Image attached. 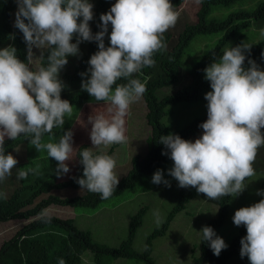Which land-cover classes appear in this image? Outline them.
Listing matches in <instances>:
<instances>
[{"label":"clouds","instance_id":"obj_1","mask_svg":"<svg viewBox=\"0 0 264 264\" xmlns=\"http://www.w3.org/2000/svg\"><path fill=\"white\" fill-rule=\"evenodd\" d=\"M201 2V0H197ZM14 26L23 33L28 46V62H21L14 47L0 49V180L12 175L18 161L5 154V138L15 140L21 135L31 137L38 151L46 149L57 162L56 175L70 171L67 161L73 159V133L67 131L58 143H41L45 133L63 127L65 115L73 106L61 99L63 83L59 72L68 64V56L79 53L83 41H96L98 51L88 61L90 78L82 81V89L96 101L110 102L111 119L98 115L89 118L90 139L94 147L127 142L125 117L130 106L146 92V85L132 79L144 67H151L153 56L166 48L163 35L173 28L179 13L170 0H117L110 11L100 16L101 31L93 35V4L89 0H16ZM82 18V21L80 20ZM27 21V23H25ZM80 21V22H78ZM111 24L110 46L104 37ZM77 36V42L71 43ZM33 47L47 50V67L30 68ZM251 45L242 43L223 52L222 57L204 69L211 91L204 99L207 120L194 142L169 134L160 137L170 153L173 167L168 175L180 188H195L198 193L215 200L238 196L246 188L245 180L255 175L253 167L259 149L264 146V71L253 61L244 67ZM89 73H82L87 76ZM124 79L127 83L117 84ZM115 88L113 90V86ZM83 178L77 180L81 189L110 198L119 178L116 161L107 154L93 155L92 148L79 151ZM28 173L20 171L18 179ZM153 184L171 187L162 170L152 177ZM257 195H264L259 191ZM235 226L246 227L247 235L240 241L241 258L250 264H264V200L242 207L233 216ZM203 240L209 242L217 257L227 248L224 240L211 227H203ZM57 264H66L58 258Z\"/></svg>","mask_w":264,"mask_h":264},{"label":"trees","instance_id":"obj_2","mask_svg":"<svg viewBox=\"0 0 264 264\" xmlns=\"http://www.w3.org/2000/svg\"><path fill=\"white\" fill-rule=\"evenodd\" d=\"M238 1L201 0L195 15V22L184 24L181 31L176 35L169 32L165 33L163 41L166 44V48L154 54V65L144 67L140 73L133 74L131 77L132 79H139L146 85L147 90L142 99L146 108L145 121L150 128L149 146L143 157L134 156L131 159L129 170L119 180V184L110 198L119 196L127 189L133 188L140 177L150 174L162 164L172 161L170 153L162 155L168 150L160 143V137L167 136V126L161 122L162 117L167 113L166 108L178 102L198 100L203 90L211 89L210 82L205 79L204 69L219 60L225 50L240 45L244 33L248 29L264 26V1L259 3L253 10H238L229 13L222 20H207V16L213 6H229ZM116 2L117 0L96 1L94 24H89L93 35L101 31L99 27L101 25L100 16L108 13ZM182 2L183 0H170L174 10H177ZM17 11L16 0H0V49L14 47L17 58L21 62L27 63L28 46L24 41L23 33L14 26L15 13ZM111 30L112 26L109 24L108 32L104 37L106 48L110 46ZM217 32L221 33V37L217 40L214 47L202 55L188 71L190 81L171 93L157 98V90L172 87L177 83L180 58L190 40L197 35ZM230 41L231 43L229 44ZM98 50L96 41H86V47L79 49L78 61L74 64L72 70L59 77L64 85L61 99L69 101L72 106L79 108L90 101V95L82 89V81L90 78L88 61ZM48 55L49 52L47 50L42 51L39 67H47ZM245 55L244 67L246 69L250 67L248 60H253L260 70L264 71V39L255 43L251 47L250 52H246ZM82 73L89 74L82 76ZM120 83H127V80L121 79L117 81V84ZM114 88L115 85L113 90ZM207 118L206 107L205 114L183 127L178 135L184 140L197 135L199 131H203L199 125L204 123ZM70 123L65 119L63 127H56L52 130V133H45L42 137L61 138L65 132L69 131ZM261 131L264 132V129ZM30 139L31 137L24 135L15 140L5 138V154H11L19 146L31 144ZM86 148L87 146L83 144L76 149L75 158L77 164L75 171L65 181L56 182L49 179L48 181L40 182V174H38L37 177L39 178L36 177L33 184L24 185L19 181L17 173L13 172V176L7 177V183H0V223L28 221L10 239L1 244L0 264H57L58 258H63L66 264H111L113 260L119 258L141 259L148 264H153L150 258L152 240L156 236L165 233L174 216L184 210L186 204L194 197H199L201 200L217 206L216 217L209 220L204 227L208 226L214 230L223 224L227 216L228 203L231 196L212 200L191 187L179 189L175 205L167 214L161 227L153 230L147 237L146 248L143 253L135 252L132 248V243L138 227L142 224L146 207H141L131 218L127 238L117 248H109L93 242L90 233L76 228L71 219H60L43 215V211L51 205L70 208H97L101 203L110 199H101L100 194L92 193L85 189L82 195L74 197L60 198L51 194L54 190L65 188L81 189L77 183L78 179L83 178V165L80 163L79 151ZM259 151L264 152V146ZM262 166H264V160L259 164L258 168ZM253 167L254 169L257 168L255 165ZM262 172L263 177L258 187V192L264 191V167ZM13 177H15V180ZM27 192H30V194H27ZM41 196L46 197L41 198ZM39 198L41 199L37 201ZM261 200H264V195H258L253 204ZM246 235V227L243 225L238 227L237 235L231 239L227 248L222 250L219 257H217L213 254L209 242L203 240V234L201 233L199 256L192 259L189 264H227L231 258L248 260L247 256L243 258L240 256V241ZM85 252L91 253V260L87 263L82 259V255Z\"/></svg>","mask_w":264,"mask_h":264},{"label":"rangeland","instance_id":"obj_3","mask_svg":"<svg viewBox=\"0 0 264 264\" xmlns=\"http://www.w3.org/2000/svg\"><path fill=\"white\" fill-rule=\"evenodd\" d=\"M97 0H89L93 4V14L95 11V4ZM264 0H239L229 6L217 5L213 6L211 12L207 16V20L215 19L222 20L229 13L238 10H253L259 3ZM199 8L197 0H183L176 12L179 13V18L175 26L165 33L177 34L183 28L184 24L193 23L196 20V12ZM82 21V18H80ZM80 22V21H78ZM89 24H94L93 20ZM1 26V18H0ZM164 33V34H165ZM221 37V33L201 34L193 37L180 58V66L178 72L177 83L172 87L162 88L156 91V97L161 98L166 94L186 85L190 81L188 71L199 60V58L206 52L211 50ZM77 36L74 35L71 43L77 42ZM264 39V26L261 28L251 27L244 33L242 43L251 45V47ZM231 41L229 42V44ZM240 44V45H241ZM86 47V41L79 44L80 48ZM33 59L30 68L37 71L39 67V59L43 50L33 47ZM246 54V53H245ZM68 64L60 70L58 78L64 74L69 73L74 64L78 61V56H68ZM263 69V68H262ZM205 75V73H204ZM212 89L203 90L200 98L195 101H183L170 105L166 108V114L162 117L161 122L167 126V135H178L179 131L187 124L196 118H200L205 114L207 101L204 99L206 93ZM140 101H143L140 98ZM88 105L97 104L102 101H96L94 97L90 96ZM141 103V102H140ZM139 100L131 105V113L128 116L135 124H127L132 129L134 138L124 143V147L119 145L112 157L116 161L115 172L119 180L126 174L131 165V159L134 156L143 157L149 146V140H145V134H150V128L144 124V116L146 109L143 110L142 104ZM144 103V102H143ZM77 106H73L71 115H65L67 122H72L77 111ZM107 106H86L83 110L88 122V132L91 133L92 125L89 123V118L94 119L98 115L108 116ZM88 117V118H87ZM127 116L124 118L126 121ZM108 119V118H107ZM138 120V121H137ZM137 123V124H136ZM147 130V131H146ZM128 131H130L128 129ZM73 134V148H78V144H82L83 137L75 131ZM203 131H199L197 135L191 136L187 141L194 142L200 138ZM61 138L46 136L41 138V143H58ZM78 140V141H77ZM79 142V143H78ZM18 148V147H17ZM102 147L99 146V150ZM18 152L12 154L17 161H23L26 164L23 171L27 172V178L23 179L24 185L33 184L35 178L40 174V182L49 180V173L53 172V168L57 165H49L52 160L46 149L37 150L33 145L27 144L22 146ZM112 147L106 146L101 149L107 155L112 153ZM18 153V154H17ZM264 152L258 151L254 165L255 175L245 180V190L238 196H231L228 203L227 216L223 224L214 229L217 236L222 238L226 245L231 239L237 235L238 227L233 223V216L235 211L242 207H249L255 202L258 193V187L261 183L263 172L259 164L264 160ZM75 154V153H74ZM73 161H67L70 165ZM173 167V161L166 162L156 168L150 174L140 177L133 188L127 189L119 196L110 198L101 203L97 208L87 207H60L49 206L43 211V215L49 217H57L60 219H71L76 228L90 233L93 242L105 245L109 248H117L122 241L127 238L128 227L131 218L141 207H146V211L142 218V224L138 227L135 238L132 243V248L135 252L143 253L146 248V239L155 229H159L165 221L167 214L173 208L177 201V195L180 187L178 181L168 175V171ZM22 171V167L20 168ZM157 170H162L164 179L168 180L171 187H166L164 184H153L152 177ZM39 178V177H37ZM5 192V191H4ZM84 193V189L65 188L54 190L52 195L60 198L80 196ZM30 194V192H27ZM46 196H41L44 198ZM39 198L37 201H39ZM217 215V206L207 201L201 200L199 197H194L185 206L184 210L177 213L171 221L165 233L156 236L151 242L150 258L153 264H189L192 259L199 256L200 252V234L204 225ZM28 221H9L0 223V246L10 239L17 230L27 224ZM84 262L91 260V253L85 252L82 255ZM241 260L231 258L227 264H240ZM249 263V262H247ZM111 264H148L141 259H116Z\"/></svg>","mask_w":264,"mask_h":264},{"label":"crops","instance_id":"obj_4","mask_svg":"<svg viewBox=\"0 0 264 264\" xmlns=\"http://www.w3.org/2000/svg\"><path fill=\"white\" fill-rule=\"evenodd\" d=\"M141 99H139V103L140 104H142V106H143V110H145L146 108H145V104L143 103V101H140ZM89 102H91V101H88V102H86V103H84L83 105H81L78 109V111H77V113H76V115H75V117H74V119H73V121L70 123V128H69V131H71L73 134H75L74 132L75 131H78L81 135H82V137H83V142H82V144H78V147L80 146V145H83V144H85L86 146H87V148H92V152H93V154H95V153H98L97 155H99V154H107V153H104L103 151H101V149L102 148H104V147H106V146H103V145H101V149L99 150V147L97 148V147H94L93 146V144H92V142H91V139H90V134H89V132H88V122H87V120H86V118H85V116H83V110L86 108V106H93V107H95V106H107L108 108L111 106L110 105V102H107V101H102V102H99V103H97V104H92V105H88L89 104ZM131 106H130V110H129V114L127 115V118H126V121H125V128H126V136H127V141L130 139V137H129V134H130V136L131 137H133L134 138V135L132 134V129H130V127L127 125V124H135L134 123V120H130L129 119V115H130V113H131ZM88 118V117H87ZM107 118L108 119H111V114L110 113H108V116H107ZM138 121V120H137ZM137 124V123H136ZM144 124H145V126L148 128V131H149V127L147 126V124H146V121H145V116H144ZM128 129L130 130V131H128ZM147 131V130H146ZM149 136H150V134H148V132H147V134H145V140H149ZM78 141V140H77ZM79 143V142H78ZM119 145H124V144H112V145H110L113 149H112V153L109 155V156H111V157H113L114 156V154H113V151H115L116 150V148L119 146ZM22 146H25V145H22ZM22 146H19L18 148H16L15 149V151L13 152V153H15V152H18L19 150H20V152L22 151L20 148L22 147ZM77 146V145H76ZM75 146V147H76ZM75 147H74V149H75ZM124 147V146H123ZM12 154V153H11ZM18 154V153H17ZM16 159V158H15ZM70 161H73V162H71V164L70 165H68V167H69V169H70V171L68 172V173H66V174H62L60 177H58L57 175H56V168H57V166L55 167V168H53L54 170H53V172H51V173H49V179H52V180H55L56 182H60V181H65V180H67V179H69L72 175H73V173H74V171H75V167H76V164H77V161H76V158H75V154L73 153V159L72 160H70ZM69 161V162H70ZM24 162L22 161H18V163H17V165H16V168H13L12 169V176H13V172H15V173H17V175H18V173L21 171V167H22V171H23V169L25 168V166H26V164L27 163H25V164H23ZM49 165H57V162L54 160V159H52L51 161H50V163H49ZM16 177V176H15ZM15 177H13V179L15 180ZM8 179L7 178H5L4 180H0V183H7L6 181H7ZM19 181L21 182V183H23V179H19ZM239 260H241V263L240 264H250V261L249 260H242V259H239ZM247 262H249V263H247Z\"/></svg>","mask_w":264,"mask_h":264}]
</instances>
